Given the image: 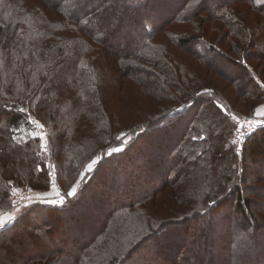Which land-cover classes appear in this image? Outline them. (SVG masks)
Listing matches in <instances>:
<instances>
[{"label": "trees", "instance_id": "1", "mask_svg": "<svg viewBox=\"0 0 264 264\" xmlns=\"http://www.w3.org/2000/svg\"><path fill=\"white\" fill-rule=\"evenodd\" d=\"M262 63L264 0H0V213L15 188L52 184L32 121L64 194L89 157L131 136L75 196L15 213L0 249L18 250L0 264H264V119L240 153L233 143V116L264 104ZM130 85L140 108L125 123L112 102L127 105ZM106 198L108 216L93 219Z\"/></svg>", "mask_w": 264, "mask_h": 264}, {"label": "rangeland", "instance_id": "2", "mask_svg": "<svg viewBox=\"0 0 264 264\" xmlns=\"http://www.w3.org/2000/svg\"><path fill=\"white\" fill-rule=\"evenodd\" d=\"M241 10H242V8H241ZM187 26L188 25L170 26V34L173 33V35L176 36L179 32H183V29H185V27H187ZM124 34L128 35L132 39V41L135 39V34H134L133 31H131V29H126L124 31ZM136 34H137V32H136ZM162 37L166 39L165 35H161V38ZM204 38L207 39V40L210 39L208 35H205ZM166 40H167V42H164V41L163 42L167 45L169 50L174 55L177 56V58L184 59L188 65L190 63H192V62L193 63L196 62V60L194 59L192 54H189L187 52H183V50H181L177 46L173 45L175 43V41L173 39H171L170 42H169L168 39H166ZM130 45H132V44H129V46ZM95 46H97V45H95ZM220 46L222 48L225 47L223 44L222 45L220 44ZM98 49H100L99 46H98ZM101 52H104V49H102ZM222 67H223V70L232 69V67L229 64H226L224 66L222 65ZM258 67L260 68V70L262 68L263 71H264V63L260 64ZM256 72H258L257 69H256ZM208 79H210V78H208ZM217 82H218L219 88L221 90H224L223 94L226 97L229 98L228 100L235 105L236 109L239 110V111L241 110V112L246 114L247 111L242 109V106H241V104L239 102V99L237 97H235L234 93L232 92V89L228 86V84L225 83L224 80L223 81L222 80H217ZM135 88H136L135 86H131L130 85V86H128V89L126 87H124V89L122 91L123 95L125 97H128L127 100L129 102H125V103H127V105L124 106V104H122V100H119V99L114 100L112 102V106L114 107V109H116L118 111V113L121 116V120H124L125 123L128 120L135 121L136 119L134 120V118L137 117V113H138L137 109L140 108V104H139V102H138V100L136 98L137 95L134 92H131V90H133ZM112 94H113V88H112ZM130 105H133V109L136 111V113H134L132 116H130V112H128V110H127V107L130 106ZM255 116H256V112H255ZM233 117L236 119V121L238 123L237 128H238V126L243 124V122H244V120L242 119L243 116L242 117H238V115L237 116L235 115ZM254 118L256 119V117H254ZM256 125L257 124H255V125L254 124H250V125H248V129L246 131H243L245 133V136L242 139L243 146H244V144L246 142L245 138L246 137L248 138V136L251 135L255 131V129H257ZM31 128L32 129L29 132H26V134H30V135H33V136L36 135L39 138H41L39 154H40V156L43 159L47 158L48 164H49V166H51V169H52V173H51L52 184L50 185V188L48 190H45V191L33 190V189H30V188H26V189H24V188H15L14 195L12 197L13 207H12V209L10 211L8 210V211L4 212V213L10 214V215L13 214V220L15 219V216H16L15 213H17L22 207L27 206V205H29L31 203L44 202V203H48V204H62L66 200L65 196L68 195L69 192H72V190L74 188L76 189L75 193L73 195H69V196L70 197L75 196L78 193V190H79L80 186L92 176V172L98 167L99 163L102 160H104L105 156H111L113 153H117V152L123 151L124 147H125V145H123V144H127L129 139L131 138L130 135L127 136V137L124 136L122 138V142L123 143L120 142V145H116L114 147L113 146H109L106 149H104V150L98 152L97 154L93 155L92 157H89L84 162V164L82 165L81 171L79 172V175L77 176V178L66 189L67 192L64 194V193H62L60 187L57 185V182H56V179H55L56 169H55V165L51 162L52 155H50L49 151H48V146H47V143H48L47 140L48 139H47L46 128L41 122H37V120H34V121L31 122ZM84 153H86V152H84ZM94 161H95V163H93ZM89 165H92L91 171H89V167H88ZM136 165H139L140 167L142 166L139 163L136 164ZM144 181H145L144 184H143L144 186L142 188H140V190L137 193H141L143 188L148 187V186H153L154 182H156V181L149 180V179H146ZM149 183H150V185H149ZM101 190L102 191H100V189L96 190L98 192L97 193L98 196H99V193L101 192L103 194L107 193V197L110 198L109 192H105L104 191L105 188H102ZM91 193H89V195H91ZM108 198H106V203L104 205H102V209H100L98 211L97 210L94 211L95 215H93V219H96L98 221H103L108 216L107 213H108L109 209H108L107 205L109 203H111V201ZM112 199H115V198L113 197ZM14 200H18V204L16 206H14ZM49 219H50V217L48 216V220ZM50 221H51L50 222V226H52L54 228L56 227L57 231L60 229V227L66 226L62 218H61V222L58 225L56 224L57 222H55V219H51ZM8 225H10V224H8ZM8 225L5 224V227L8 226ZM67 225L69 226L68 222H67ZM58 235H60V234H58ZM58 235H57V238L60 239V236L58 237ZM262 239L264 240V237ZM81 240L85 241L84 239H81ZM87 242H88V240H87ZM69 245L70 244L68 243V250L72 251V247L69 246ZM17 250H18V247L14 246V245H12L10 251L7 250V253H6V251H4V249L3 250L0 249V256H3V257H5V256L7 257L8 256V257H10L9 254H13ZM150 251L151 252L153 251V252L150 253V254H147L148 259L145 260L147 263L149 262L150 259H152V260L155 259V255H154L155 249L154 250L152 249Z\"/></svg>", "mask_w": 264, "mask_h": 264}, {"label": "built area", "instance_id": "3", "mask_svg": "<svg viewBox=\"0 0 264 264\" xmlns=\"http://www.w3.org/2000/svg\"><path fill=\"white\" fill-rule=\"evenodd\" d=\"M242 119L244 120V122L242 125L238 126V128L236 129L234 133V137H233V141H235V144L237 145V149L239 153L241 152L243 148L242 139L245 136V133L243 131H246L248 129V125L256 124L255 118L244 116ZM17 204H18V200H14V206H16Z\"/></svg>", "mask_w": 264, "mask_h": 264}, {"label": "crops", "instance_id": "4", "mask_svg": "<svg viewBox=\"0 0 264 264\" xmlns=\"http://www.w3.org/2000/svg\"><path fill=\"white\" fill-rule=\"evenodd\" d=\"M256 120L259 122L261 121L262 119H264V104L259 106L256 110ZM13 220V214L10 215V214H7V213H0V221L4 222V225L0 228H4L5 227V224L8 225V224H11Z\"/></svg>", "mask_w": 264, "mask_h": 264}, {"label": "snow or ice", "instance_id": "5", "mask_svg": "<svg viewBox=\"0 0 264 264\" xmlns=\"http://www.w3.org/2000/svg\"><path fill=\"white\" fill-rule=\"evenodd\" d=\"M233 143H235V141H233ZM93 163H95V161H94ZM88 167H89V171H91V169H92V165H89ZM75 191H76V189L74 188V189L72 190V192H69V193H68V195H73V194L75 193ZM3 225H4V222L0 221V227H2Z\"/></svg>", "mask_w": 264, "mask_h": 264}, {"label": "water", "instance_id": "6", "mask_svg": "<svg viewBox=\"0 0 264 264\" xmlns=\"http://www.w3.org/2000/svg\"><path fill=\"white\" fill-rule=\"evenodd\" d=\"M256 124H257V125H260V124H261V122L259 121V122H257Z\"/></svg>", "mask_w": 264, "mask_h": 264}]
</instances>
